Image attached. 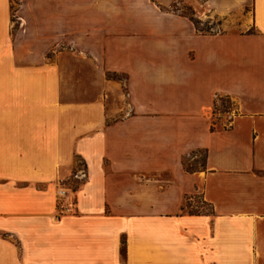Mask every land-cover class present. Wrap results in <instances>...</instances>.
<instances>
[{
  "label": "crops",
  "instance_id": "crops-1",
  "mask_svg": "<svg viewBox=\"0 0 264 264\" xmlns=\"http://www.w3.org/2000/svg\"><path fill=\"white\" fill-rule=\"evenodd\" d=\"M172 1L0 0V264H264V0Z\"/></svg>",
  "mask_w": 264,
  "mask_h": 264
},
{
  "label": "rangeland",
  "instance_id": "rangeland-1",
  "mask_svg": "<svg viewBox=\"0 0 264 264\" xmlns=\"http://www.w3.org/2000/svg\"><path fill=\"white\" fill-rule=\"evenodd\" d=\"M17 0H13V5L16 6V2ZM166 7H168V9L177 11L181 14H184L185 16L189 17L191 19V21L193 22L195 28L199 31H203V32H220L222 31V29H225L224 27H222V25L220 24L221 20L219 17H217L216 15L213 14H203L202 12H198L194 7H192L190 5L189 2L185 1V0H173L172 2H170ZM15 14V12H14ZM208 15V19L206 18ZM242 25H240V28H245V27H241ZM246 32H250V29H245ZM113 77H120V75L116 74ZM229 102L224 98V97H219V99L215 102L214 106H213V115L216 114L217 112L220 111H229ZM202 156V153L200 152L199 154H196V157L194 160H187L188 157L183 158L182 160V167L186 170L198 167L197 163L200 161ZM75 161L77 162V164H80L79 159L75 158ZM80 167V166H77ZM79 169V168H78ZM79 177H81L80 174H78L77 176H74L73 174L67 178L66 180H63L66 184H68V186L70 187H74L77 185L78 181H79ZM191 199L190 197L186 199V203H185V209L189 210V211H198V210H205L207 209V206L198 201L197 198L193 197V200H189Z\"/></svg>",
  "mask_w": 264,
  "mask_h": 264
},
{
  "label": "built area",
  "instance_id": "built-area-1",
  "mask_svg": "<svg viewBox=\"0 0 264 264\" xmlns=\"http://www.w3.org/2000/svg\"><path fill=\"white\" fill-rule=\"evenodd\" d=\"M79 170L80 171L83 170L82 166L79 167ZM73 175L78 177V175L76 173H73ZM59 196H64V191L63 190L59 191ZM65 209H67V208H63V210H65Z\"/></svg>",
  "mask_w": 264,
  "mask_h": 264
},
{
  "label": "trees",
  "instance_id": "trees-1",
  "mask_svg": "<svg viewBox=\"0 0 264 264\" xmlns=\"http://www.w3.org/2000/svg\"><path fill=\"white\" fill-rule=\"evenodd\" d=\"M163 8H167L168 9V7H166V6H162ZM189 211V210H188Z\"/></svg>",
  "mask_w": 264,
  "mask_h": 264
}]
</instances>
